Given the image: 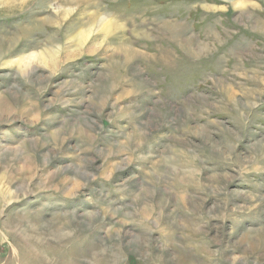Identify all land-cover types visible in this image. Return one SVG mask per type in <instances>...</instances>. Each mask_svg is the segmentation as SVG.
<instances>
[{
	"label": "rangeland",
	"instance_id": "1",
	"mask_svg": "<svg viewBox=\"0 0 264 264\" xmlns=\"http://www.w3.org/2000/svg\"><path fill=\"white\" fill-rule=\"evenodd\" d=\"M0 160V264H264V0H0Z\"/></svg>",
	"mask_w": 264,
	"mask_h": 264
},
{
	"label": "bare ground",
	"instance_id": "2",
	"mask_svg": "<svg viewBox=\"0 0 264 264\" xmlns=\"http://www.w3.org/2000/svg\"><path fill=\"white\" fill-rule=\"evenodd\" d=\"M44 55V54H43ZM42 58V57H41ZM3 112H4V110H3ZM5 114V113H4ZM7 114V113H6ZM4 116V115H3ZM37 145V144H36ZM34 148V147H33ZM13 152V151H12ZM12 155H13V153H12ZM1 161V160H0ZM6 161H7V159H6ZM5 161V162H6ZM9 161V160H8ZM30 161V160H29ZM48 161H49V159H48ZM3 163V162H2ZM34 163V162H33ZM36 163V162H35ZM42 163V162H41ZM4 164V163H3ZM37 164V163H36ZM9 166V165H8ZM44 166H45V164H44ZM12 168V167H11ZM10 169V168H9ZM13 169V168H12ZM15 170V169H14ZM9 174V173H8ZM13 174V173H12ZM4 178H5V176H4ZM8 178V177H7ZM8 179H10V178H8ZM6 180V179H5ZM4 181V180H3ZM65 181V180H64ZM40 189V188H39ZM2 191V190H1ZM7 225H8V223H7ZM6 225V226H7ZM19 227H20V225H18ZM29 227V226H28ZM8 228V227H7ZM11 230V229H10ZM38 230V229H37ZM33 231V230H32ZM23 232V231H22ZM25 232V231H24ZM26 232H27V230H26ZM25 234V233H24ZM29 234V233H28ZM23 236V235H22ZM21 238V237H20ZM24 238H25V235H24ZM23 240V239H22ZM32 241V240H31ZM31 244V243H30ZM29 244V245H30ZM32 248V247H31Z\"/></svg>",
	"mask_w": 264,
	"mask_h": 264
}]
</instances>
